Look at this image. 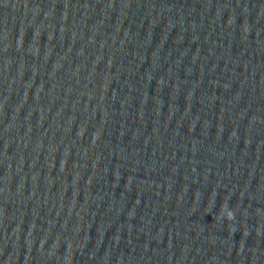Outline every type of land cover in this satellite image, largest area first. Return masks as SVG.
Masks as SVG:
<instances>
[{
  "label": "clouds",
  "instance_id": "obj_1",
  "mask_svg": "<svg viewBox=\"0 0 264 264\" xmlns=\"http://www.w3.org/2000/svg\"><path fill=\"white\" fill-rule=\"evenodd\" d=\"M233 218H234V214H233V212L230 211V210L227 211V212H226V219L229 220V221H231Z\"/></svg>",
  "mask_w": 264,
  "mask_h": 264
}]
</instances>
